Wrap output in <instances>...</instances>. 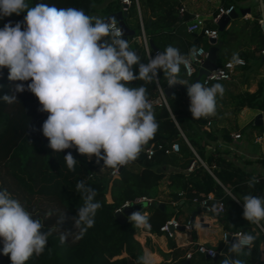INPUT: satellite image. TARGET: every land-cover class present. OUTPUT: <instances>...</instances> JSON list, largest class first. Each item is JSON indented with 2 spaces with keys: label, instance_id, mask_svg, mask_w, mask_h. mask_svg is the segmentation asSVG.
Segmentation results:
<instances>
[{
  "label": "trees",
  "instance_id": "obj_1",
  "mask_svg": "<svg viewBox=\"0 0 264 264\" xmlns=\"http://www.w3.org/2000/svg\"><path fill=\"white\" fill-rule=\"evenodd\" d=\"M245 1L247 0H218V4L211 7L212 14L205 21L206 27L218 28L213 18L216 17L219 7L227 8L232 5L237 10L242 8ZM27 2L30 6L45 3L57 8L74 7L83 9L91 16L98 10L102 0ZM93 4L95 7H92ZM139 4L145 33L158 51L162 52L171 45L182 54H187L193 46H201L206 50L212 46L202 32L186 31L185 23L196 12L195 4L191 5L190 0H139ZM182 6L185 7V12L180 15L179 9ZM121 7V2H109L102 8V12L106 14ZM143 7L148 12L149 22L143 15ZM25 15L26 12L0 19V28L9 20L13 23L22 21ZM124 20L134 31V35L127 39L130 49L137 52L142 63H148L142 43L135 41L140 28L134 0H131ZM218 40L221 41L216 59L218 66L230 61L233 53L237 52L245 64L236 69L234 76L239 74L238 80L233 76L231 80L213 82L210 85L211 87L221 83L225 88L223 97L217 98V114L213 117L193 119L189 111L190 99L185 90H174L166 98L167 105L162 101L154 103L153 101L160 98L158 85L162 91L168 86L162 70L157 82L145 84L144 81H133L128 84L129 87L144 85L147 88V96L153 104L159 127L155 137L144 147L138 159L123 166L115 177L110 173L112 168H104V162H97L95 156L89 159L74 148L56 152L48 146L49 141L42 140V124L48 114L39 111L41 105L34 94L29 91L15 93L17 101L12 104L0 99V187L19 199L34 218H40L44 228L52 230L45 252L39 257H32L26 264H135L137 258L144 253V246L148 245L147 240L143 245L136 236L142 232L163 234L160 228L170 215L166 212L167 204L171 206L168 200L172 195V199L177 198L179 193H183L182 200L188 203L193 198H202L209 193L216 199H222L224 212L219 214L212 209L208 214L218 218L223 232L241 231L256 237L248 255L234 253V259H242L246 264H264V258H261L264 233L257 224L250 223L243 217V196L261 192L264 181L256 177L258 183L252 188L248 187L252 176L242 172L234 161L224 155L227 152L221 151L217 146L219 140H231L232 134H255L256 137L263 132V124L256 125L254 120L258 114H262L264 120V74L260 73L264 68V55L260 54L264 49V30L258 10L252 9L250 17L246 19H232L229 27L219 32ZM151 54L155 56L153 51ZM138 71L136 66L134 73L138 75ZM196 73L187 76L183 65L181 66L180 77L188 83L193 81ZM258 75L260 77L256 88L250 91L248 85ZM16 83L29 82L10 81L8 69H0V97L12 95ZM242 85L246 87L232 91V88ZM245 108L254 110L255 117L245 126L239 127L238 119ZM174 142L179 144L177 152L165 153L156 150L147 159L146 149H156L158 145L169 147ZM68 152L78 160L75 171H69L64 160ZM191 164L193 166L189 170ZM82 180L97 190L96 200L102 207L97 211L94 227L82 239L77 240L75 233L78 229L73 218L78 216V208L84 203L76 191V184ZM162 185L165 189L161 188ZM108 195L110 200L107 199ZM140 197L151 199L147 208L141 210L149 217L150 230H136L128 219L120 222L115 217L116 210L126 201H134ZM159 203L164 204V210L158 207ZM49 212L51 216L48 215ZM62 213H65V220L60 225L58 220ZM62 231L72 233L64 244L59 239ZM168 245L170 253L159 251L164 260L158 264H181L187 251L192 252L190 264H222L228 258L221 253L225 245L223 242L214 247L220 252L216 261L192 248H179L172 240ZM2 248L3 242L0 238V264H12L10 258L3 255ZM121 253L125 255L114 258ZM168 258L169 261H166Z\"/></svg>",
  "mask_w": 264,
  "mask_h": 264
},
{
  "label": "clouds",
  "instance_id": "obj_2",
  "mask_svg": "<svg viewBox=\"0 0 264 264\" xmlns=\"http://www.w3.org/2000/svg\"><path fill=\"white\" fill-rule=\"evenodd\" d=\"M24 12L22 21L9 20L0 28V69H8L10 81L29 83H16L14 93L0 99L12 104L17 101L15 93L34 94L41 105L39 111L48 114L42 133L54 151L74 148L80 155L89 159L95 156L97 162H104V168L112 169L136 161L155 137L159 125L147 88L128 84L158 81L161 70L169 87L187 85L193 119H207L217 114V98L223 97L224 86L216 83L205 87L180 77L182 65L187 69L192 61L199 63L201 50L195 46L182 54L169 45L154 57L149 54L145 64L130 49L114 17L90 16L74 7L57 8L45 3L30 6L27 0H0V19ZM243 63L237 52L227 66ZM136 66L138 75L134 73ZM64 160L68 170L75 171L78 160L71 152ZM256 183L258 180L252 177L248 187ZM76 191L84 202L78 208V216L73 218L78 229L75 239L79 240L94 227L102 204L96 200L97 190L85 181L76 184ZM128 207L131 205L125 206ZM243 217L253 224L264 221V197L244 195ZM64 220L65 213H62L58 223L61 225ZM128 220L136 230L151 229L149 217L143 211L133 212ZM44 227L41 219L34 218L7 189L0 191L2 253L12 264H26L45 252L52 230L42 232ZM70 234L62 231L60 243L64 244ZM255 239L251 233H244L231 244L229 252L248 255ZM135 264H156V261L151 252L145 251ZM222 264L246 262L228 257Z\"/></svg>",
  "mask_w": 264,
  "mask_h": 264
},
{
  "label": "crops",
  "instance_id": "obj_3",
  "mask_svg": "<svg viewBox=\"0 0 264 264\" xmlns=\"http://www.w3.org/2000/svg\"><path fill=\"white\" fill-rule=\"evenodd\" d=\"M115 1L121 2V0H102V3L99 5V9L102 11V8L105 7V5H107L109 2ZM206 1L211 3L212 0H205V2ZM200 4L201 3L199 2L195 3L196 9L194 11L201 13L206 19H209L212 14L211 7H215L218 4V0L217 4L214 6L211 4H209V7H207V5H205L206 7H204V5L198 6ZM262 5L263 7L261 6V3L258 0H247L243 2L242 8L250 9V11L246 14L247 17H250L252 9L258 10L263 24L264 0ZM120 9H122V7ZM120 9L113 10L106 14L104 13L101 18H104L107 15L116 12ZM143 12V15H145L149 22L148 12L144 7ZM94 16L100 17V14ZM238 17L242 19V16ZM230 23L231 21L227 24L226 27H229ZM126 25L130 29L132 28L130 27V25ZM135 41L137 43L139 42L137 38ZM262 131V135H260L261 139L257 140V137L259 136L255 137V134H242V136H240L239 138H234L235 134H232L230 138L231 140H219L217 146L221 151L223 150L227 152V154L224 155H226L228 159L234 161V163L240 168L242 172L250 174V176L252 177H260L261 180L264 181V128ZM161 188L165 189V186L162 185ZM256 195L264 197V188L261 192ZM172 196L168 201L171 206L177 205V207L174 208L175 212L171 213L167 219H174L180 224L174 238H168L164 233L161 235H156L147 232H142L141 235L136 236V238L143 245L146 240L148 241V245L144 246V252H151L155 257L156 264L164 260L163 256L160 254L159 251L165 254L170 253L171 249L168 245L170 240H172L177 247L184 249L194 248L195 245L198 244H204L208 247L214 248L219 242H223L222 234L224 230L221 228L218 218L209 215L207 212L204 211L202 207H200L196 203L184 202L182 200L183 198H180L178 203L175 204L176 199H172L174 198ZM108 200H110V195H108ZM192 217L194 219L193 222H191V225L189 227H186V223L190 221ZM257 226L264 233V221L257 224ZM261 249V258H264V245H262ZM169 259L170 258H168L166 261H169Z\"/></svg>",
  "mask_w": 264,
  "mask_h": 264
},
{
  "label": "built area",
  "instance_id": "obj_4",
  "mask_svg": "<svg viewBox=\"0 0 264 264\" xmlns=\"http://www.w3.org/2000/svg\"><path fill=\"white\" fill-rule=\"evenodd\" d=\"M121 3L123 5H126L127 7L131 4V0H121ZM134 3L136 5V10H137V14H138V19H139V28H140V33L137 36V40L142 43L143 47H144V51L146 53V58H148L149 54H151V48H150V44H149V40L146 33H145V28H144V23L142 20V13H141V8H140V4H139V0H134ZM234 10L233 6L230 5L227 8L224 7H219L218 9V13L216 15V17L213 18V21L216 23L217 20L219 19V17L223 14H229L230 12H232ZM185 12V7L182 6L179 9V13L180 15H183ZM244 19L247 18V15L245 14L244 16H242ZM205 21L206 18L199 12H194L190 18L189 21H187L185 23L186 25V31L189 33L192 32H202L203 35L208 38V39H218V35H219V30L218 28H209L206 27L205 25ZM118 26V23H117ZM119 27V26H118ZM197 49L201 50L200 51V55L198 56V60L199 63L192 61L190 63V66L185 69L187 76H192L194 75L199 68L202 67L206 57H207V50L203 47H198ZM153 53L156 55L157 51H153ZM261 55H264V49L261 50L260 52ZM242 59V58H241ZM244 61V59H242ZM148 61V59H147ZM229 61H226L223 65L216 67V69L210 71L207 75L202 76L198 82H200L201 84H203L205 87H210V85L213 82H219V81H227V80H231L236 72V69L238 67L244 66L245 61L243 64L241 65H233L232 67H228ZM157 82V81H156ZM193 83V81L191 82ZM159 92H160V98L162 99L161 101L167 105L166 103V98L164 95V92L162 91V89L159 87ZM262 124H263V128H264V120L262 119ZM240 135L238 133H236L234 135V138H239ZM184 140L187 142V144L190 146V144L188 143L187 139L183 136ZM261 139V137H257V140ZM156 150H161L164 151L165 153H169L170 151H174L177 152L179 150V144L177 142L171 143V145L169 147L164 146V145H158L156 147V149L154 147H150L148 149L145 150L146 153V157L147 159H150ZM197 156V155H196ZM197 159L200 161V163L207 168L206 164L197 156ZM193 164H191L189 166V170L192 169ZM123 167V166H121ZM111 175L112 176H116L119 171L118 169H112L111 170ZM183 198V193H179L177 195V198H175V204L178 203L179 199ZM141 201H147L149 204L151 202V199L146 198V197H140L135 199L134 201H126L120 208H118L116 211L121 210L123 207H125L126 205H129L131 202H141ZM193 203L198 204L200 207H202L204 209L205 212H209L212 209L216 212V213H223L224 212V204L222 199L218 198L216 199L211 193L207 194L206 196H203L202 198H193L192 199ZM179 222L174 220V219H167L166 222L161 226L160 230L168 237V238H174L176 231L179 228ZM191 225V222L188 221L186 223V227H189ZM170 226L172 227V229L170 228ZM242 233L241 231H237L234 233H226L223 232L222 234V241L223 243H226L228 241V237H233L235 236L236 238H238L239 236H241ZM194 251H197L198 253L204 254L205 256H207L208 258H213L217 255V252L215 250V248L212 247H208L204 244H198L195 245ZM191 251H187L185 254V259H189L191 257Z\"/></svg>",
  "mask_w": 264,
  "mask_h": 264
},
{
  "label": "water",
  "instance_id": "obj_5",
  "mask_svg": "<svg viewBox=\"0 0 264 264\" xmlns=\"http://www.w3.org/2000/svg\"><path fill=\"white\" fill-rule=\"evenodd\" d=\"M261 3V6L263 7L262 3L263 0H258ZM250 11L249 8H239L237 10H233L232 12H230L229 14H223L219 17V19L217 20L216 24L218 27L219 32L223 31L225 29V27L227 26V24L234 18L238 17V16H244L245 14H247ZM127 15V6L126 5H122V9L113 12L109 15H107L106 17H104V19H110L112 17H114L118 23V26L122 29L123 31V38L124 39H128L129 37H132L134 35V31L132 29H130L126 23L124 18ZM263 30H264V22L262 24ZM210 43L212 44L211 47H209V49L207 50V57L202 65L201 68L198 69L196 76L193 79V83L198 82V80L204 76L207 75L210 71L216 69L217 64H216V59H217V52L218 49L221 46V41L218 39H209ZM149 44L150 47L153 51H157V48L153 45L152 41L149 40ZM264 59V56H263ZM176 89H180V90H185L187 92V85H181V84H177L175 86L172 87H166L163 92L165 95V98H167L174 90ZM161 98H157L155 101H153L154 103H160L161 102ZM255 124L256 125H262V114H258L255 117ZM42 140L44 142H48V139L46 137H42ZM122 167H120L118 169V171L121 170ZM0 191H2V188L0 187ZM129 205H131V207L125 208L123 207L121 210H123L122 212H115V217L118 221L120 222H124L128 219V216L131 215L133 212L135 211H141L144 208H147V206L149 205V203L147 201H141V202H131ZM158 207L161 208V210H164V204L163 203H159ZM193 217L190 219V222H193ZM170 228L172 229V227L170 226ZM182 228V227H181ZM42 232H48L47 228H42ZM237 238L235 236L233 237H228V241L225 243L221 253L222 254H226L227 257H230L231 259H233V253L229 252V248L231 246V244L236 240ZM220 253H217V255L213 258H211L213 261H216L218 256ZM181 264H190V260L189 259H185L184 261L181 262Z\"/></svg>",
  "mask_w": 264,
  "mask_h": 264
},
{
  "label": "rangeland",
  "instance_id": "obj_6",
  "mask_svg": "<svg viewBox=\"0 0 264 264\" xmlns=\"http://www.w3.org/2000/svg\"><path fill=\"white\" fill-rule=\"evenodd\" d=\"M115 2L119 3V1H115ZM197 2L201 3L198 6H203L204 5V7H206L205 5H207V4H211L213 6L217 4V0H212L211 3H209V2L206 1L207 4H206L205 0H200V1H198V0H190V4L191 5H193V4L197 3ZM97 14H100V17H101L104 13L98 8V10L95 13H93L91 16L97 15ZM132 20L135 21V18H133ZM260 73H261V75L264 74V68L262 70H260ZM238 76H239V74L237 76H234L235 77V80H238V78H239ZM259 77L260 76L258 75L255 78H253V80L251 79V83H249V85H248L250 91H254L255 90V88H256V82H257V80H258ZM245 87H246V85H242L239 88H237V87L236 88H232V91L236 92L238 89L241 90V89H244ZM253 117H255V111L252 110V109H250V108H245L243 110L242 114L240 115L239 119H238V125H239V127L245 126L250 119H253ZM107 199H108V197H107ZM174 208L175 207H171L170 205L167 204V206H166V212H168L170 214L171 213H174L175 212V209ZM124 255H125V253L117 254L114 258H119V257H122Z\"/></svg>",
  "mask_w": 264,
  "mask_h": 264
}]
</instances>
